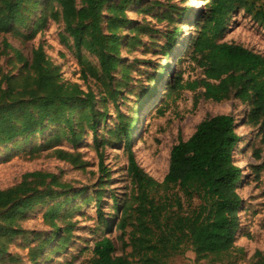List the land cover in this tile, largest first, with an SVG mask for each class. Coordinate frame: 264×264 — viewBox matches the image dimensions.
Returning <instances> with one entry per match:
<instances>
[{
  "label": "trees",
  "instance_id": "obj_1",
  "mask_svg": "<svg viewBox=\"0 0 264 264\" xmlns=\"http://www.w3.org/2000/svg\"><path fill=\"white\" fill-rule=\"evenodd\" d=\"M258 1L211 0L201 17L204 22L198 28L193 45L194 61L203 70L204 78L183 82L177 77L168 86L169 96L183 91L197 93L203 89L201 97L216 103L235 95L237 100L250 105L249 124L261 126L264 146V55L221 42L228 19L238 5L254 10V20L264 28V6L257 8ZM43 2L46 10L34 23L33 18ZM129 5V0H123L120 5L111 4V0H80V4L77 0H0V34L13 35L20 42L35 40L47 27V17L62 22L66 34L73 40L82 79L86 84L93 81L98 91L97 94L89 85L84 91L80 85L65 82L60 67L47 56L42 46L34 50L30 61L5 38L0 45V57H6L8 65L14 68L6 71L0 66V148L14 143L31 144L51 131L54 135L46 144L47 148L52 149L64 141L77 147L89 131L94 134L101 158L100 173L105 178L111 173L104 164V148L112 140L123 142L132 190L130 198L114 197V200L117 215L121 214L118 229L122 232L124 254L115 256L114 242L104 238L95 245L92 264H169L188 247L199 262L240 264L246 260V250L237 246L243 207L239 190L244 175L235 162L236 149L242 139L233 117L208 118L187 142L176 145L171 151L168 175L162 183L137 163L133 129L139 121L134 122L118 113V125L111 131L110 140L99 139V127L107 120L108 112L101 113L98 105L107 108V104L113 102L117 108L121 87L131 80V69L124 66L120 57V33L132 25L126 13ZM105 10L108 17L104 16ZM143 12L149 14L152 9ZM186 13L180 15V20H185ZM158 20L176 23L170 11ZM149 31L148 27L133 28L136 36L129 46H140L142 35ZM181 35L179 27L167 33L162 49L166 58L172 56ZM68 36L64 35L63 39L69 41ZM83 51L98 58L99 69L83 57ZM165 72L163 68L151 82L158 86ZM117 73L123 75V83L116 86ZM156 85L144 88L141 99H152L158 89ZM198 103L199 99L196 106ZM53 154L80 170L88 167L79 153L58 149ZM53 185L67 191H55ZM84 194V190L76 191L60 183L55 175L42 172L27 174L20 185L0 191V260L7 257L11 243L22 235L19 220L36 207L44 208L54 203L44 218L57 232L31 250L35 264L38 256L59 238L61 228L57 222L64 208ZM63 196V203L56 202ZM98 202L102 223L110 228L103 216L101 201ZM68 242L69 237L60 239L59 249L65 248ZM249 264H264V252L257 251Z\"/></svg>",
  "mask_w": 264,
  "mask_h": 264
},
{
  "label": "rangeland",
  "instance_id": "obj_2",
  "mask_svg": "<svg viewBox=\"0 0 264 264\" xmlns=\"http://www.w3.org/2000/svg\"><path fill=\"white\" fill-rule=\"evenodd\" d=\"M80 4V0H77ZM123 0H111V4L120 5ZM127 18L131 26L124 29L122 38L121 60L130 67V81L124 84L122 95L117 103L98 105L101 113L108 112L107 120L99 127V139L109 141L111 131L118 125V113L139 123L133 129V151L137 163L156 181L162 183L169 172L172 149L180 142H187L196 132L197 127L208 118L229 115L236 121V128L242 141L235 153V162L242 170L244 178L239 195L243 199L241 213L242 229L238 234L237 246L246 250V260L240 264H249L257 251L264 252V146L261 144V126L249 124L248 115L251 107L243 104L233 95L222 103L206 101L197 93L183 91L169 96V83L181 77L183 82L204 78L201 70L194 61V42L197 39L199 26L204 22L202 16L211 0H129ZM253 2L254 0H250ZM258 1V0H255ZM264 6V0L256 3V7ZM151 13H144L145 9ZM46 10L43 2L33 18L34 23L43 16ZM170 11L174 14L176 23L160 22L159 17ZM185 20L180 15L185 13ZM255 11L238 5L228 19L227 31L222 37V43L236 44L264 55V28L254 20ZM104 16L108 17L107 10ZM47 27L35 40L20 42L13 35H1L0 45L7 38L9 42L21 51L31 61L33 52L42 46L47 56L61 69L65 82L77 84L84 91L88 85L96 93L93 81L86 84L82 79V68L74 48L73 40L66 34L64 24L57 23L47 17ZM148 27L151 31L142 35L140 46H129L130 40L136 36L133 28ZM175 27L182 29V35L177 39L172 56L166 58L162 51L166 44L167 33H172ZM106 32V23H103ZM69 37V41L63 36ZM83 57L94 67H100L96 56L83 51ZM6 57H0V66L6 71L9 66ZM163 68L166 69L164 80L157 86L151 79ZM116 86L122 84L123 75L116 74ZM157 86L156 95L152 99H141L143 89ZM199 103L196 106V100ZM100 101V99H99ZM141 108V109H139ZM54 135V131L46 136H39L23 145L14 143L0 148V191L20 185L27 174L42 172L55 175L59 182L68 184L76 191L85 194L67 205L57 222L61 232L59 238L47 248L35 264H92L95 259L94 248L98 241L111 239L116 246L117 257L124 254L121 241L122 232L118 229L121 214L117 215L114 197L119 200L130 198L131 181L128 177V158L123 142L112 140L104 148V164L109 169L110 177L102 178L100 173L101 158L94 143V134L87 131L83 141L73 147L62 142L52 149L46 144ZM69 153H79L88 164L85 171L62 161L53 154L54 150ZM29 181H32L30 179ZM50 181L47 182V185ZM42 191L46 187L39 188ZM52 189L60 193L56 186ZM90 199V202L86 200ZM65 197L56 202L63 203ZM103 216L108 225H104L98 214L99 202ZM36 207L19 220L18 226L22 235L17 237L9 246L7 257L0 264H34L31 250L39 243L51 238L57 231L45 221V213L50 206ZM196 205L198 203H195ZM68 245L59 249V240L68 238ZM129 241V240H128ZM131 249L127 250L130 253ZM135 264V262H134ZM171 264H208L199 262L188 247L183 255L172 259Z\"/></svg>",
  "mask_w": 264,
  "mask_h": 264
},
{
  "label": "crops",
  "instance_id": "obj_3",
  "mask_svg": "<svg viewBox=\"0 0 264 264\" xmlns=\"http://www.w3.org/2000/svg\"><path fill=\"white\" fill-rule=\"evenodd\" d=\"M190 252L193 253L192 251H190ZM193 254H194V253H193ZM194 255H195V254H194ZM195 256H196V255H195ZM176 257H178V256H176ZM176 257H174V258H176ZM174 258H173V259H174ZM171 261H172V259L170 260V263H169V264H171Z\"/></svg>",
  "mask_w": 264,
  "mask_h": 264
}]
</instances>
